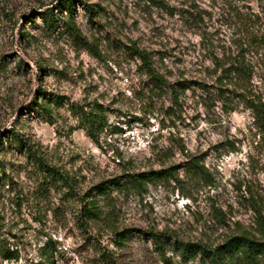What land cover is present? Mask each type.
Segmentation results:
<instances>
[{
	"label": "rangeland",
	"instance_id": "1",
	"mask_svg": "<svg viewBox=\"0 0 264 264\" xmlns=\"http://www.w3.org/2000/svg\"><path fill=\"white\" fill-rule=\"evenodd\" d=\"M64 2L0 0V264H37L44 246L54 264H214L184 246L263 239L264 136L236 96L220 99L233 87L214 62L249 48L264 91L248 46L264 0ZM91 200L97 217L78 223Z\"/></svg>",
	"mask_w": 264,
	"mask_h": 264
},
{
	"label": "trees",
	"instance_id": "2",
	"mask_svg": "<svg viewBox=\"0 0 264 264\" xmlns=\"http://www.w3.org/2000/svg\"><path fill=\"white\" fill-rule=\"evenodd\" d=\"M71 0H67L64 2V7H69L71 4ZM84 10L88 12V14L92 13L91 7L83 6ZM45 24H48L47 15L44 17ZM73 22H70L72 25ZM71 27V26H70ZM72 28V27H71ZM248 46L252 48V51L255 55H259L258 62L256 63L258 66L262 67L263 74L260 77L261 87L264 89V33L251 37L248 43ZM249 48L246 50H242L240 54L234 57L233 61L229 63L228 67L224 66L222 62L218 59H215V71L216 69H221V76H219L216 81L222 85H228L233 87L231 90H225L222 92V87L217 88V93L220 99H224V101H230L233 96H236L239 101L244 103L246 109L250 112L254 128L257 130L259 134L264 136V91L260 93L259 88L253 85L252 81L255 78L256 72L255 69L257 66L251 60L244 59L243 55L245 51L247 52ZM138 57L143 63L145 73L149 78L154 80L155 82L160 83L162 81V77L153 69L149 58L146 54L136 52ZM224 81V82H223ZM241 91V93H236ZM41 101V109L43 111H49L47 106L44 104L46 101L45 95L39 97L38 99ZM48 102V101H47ZM56 105H61L60 102L55 100ZM89 116H93V114L87 115L85 112H82L80 115L83 122H86L87 125L90 126V131L93 127L94 120L88 118ZM93 118V117H92ZM91 135V134H90ZM14 144L16 148L20 151L25 149L26 153L31 157H36L31 147L26 144L22 139L14 136ZM35 162L39 165H42L46 171L49 173L48 175L53 181L65 183L58 173L54 170L45 167V165L41 164L37 159ZM193 170H198L199 166L197 164L192 165ZM130 183L137 185L140 180L137 179L139 176L131 175ZM92 190L96 191L98 195H106L107 187L105 183L98 184L93 187ZM98 215V210L96 205L93 203V200L90 202H86L83 204L82 210L80 212V218H78V223H82V221H86L87 219H94ZM259 231L263 239H251L246 236H236L228 239L222 246L216 247L213 251H208L205 248H201L198 245L186 244L184 247L192 249L193 251H197L203 257L209 259L214 264H229L230 262L234 264H264V220L258 223ZM161 237L167 239V237L161 235L153 236V242L158 245L157 247L163 248ZM105 254H102V256ZM2 257L4 259H8L9 254L3 253ZM41 261L37 264H54L52 254H48L47 246L43 247V253L41 256Z\"/></svg>",
	"mask_w": 264,
	"mask_h": 264
}]
</instances>
